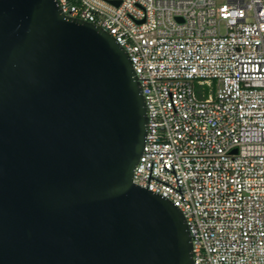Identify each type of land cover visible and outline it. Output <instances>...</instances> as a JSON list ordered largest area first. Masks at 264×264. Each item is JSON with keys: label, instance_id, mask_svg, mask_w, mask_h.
I'll use <instances>...</instances> for the list:
<instances>
[{"label": "water", "instance_id": "95a60500", "mask_svg": "<svg viewBox=\"0 0 264 264\" xmlns=\"http://www.w3.org/2000/svg\"><path fill=\"white\" fill-rule=\"evenodd\" d=\"M148 110L126 51L56 0H0V264H193L133 174Z\"/></svg>", "mask_w": 264, "mask_h": 264}, {"label": "built area", "instance_id": "2783aa9c", "mask_svg": "<svg viewBox=\"0 0 264 264\" xmlns=\"http://www.w3.org/2000/svg\"><path fill=\"white\" fill-rule=\"evenodd\" d=\"M128 54L148 110L133 180L180 210L193 264H264V0H56Z\"/></svg>", "mask_w": 264, "mask_h": 264}]
</instances>
